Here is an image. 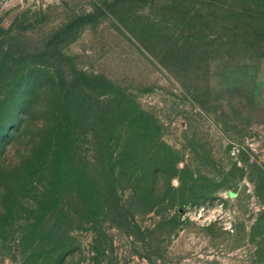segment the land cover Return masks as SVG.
<instances>
[{
    "label": "rangeland",
    "instance_id": "1",
    "mask_svg": "<svg viewBox=\"0 0 264 264\" xmlns=\"http://www.w3.org/2000/svg\"><path fill=\"white\" fill-rule=\"evenodd\" d=\"M244 1L0 0V264H264V48L246 40ZM96 7L101 16L41 55L51 34ZM60 63L124 94L134 113L109 120L121 128L114 143L152 126L177 152L174 196L148 209L141 182L118 190L131 211L123 222L78 209L72 166L99 185L125 180L120 167L91 164L98 138L83 134L95 127L87 102L74 160L52 169L37 157L61 104ZM98 98L114 110L115 94ZM154 181L152 193H165L167 172ZM47 186L58 189L56 207L41 202ZM13 192L24 209L5 220ZM28 216L39 220L22 237Z\"/></svg>",
    "mask_w": 264,
    "mask_h": 264
},
{
    "label": "trees",
    "instance_id": "2",
    "mask_svg": "<svg viewBox=\"0 0 264 264\" xmlns=\"http://www.w3.org/2000/svg\"><path fill=\"white\" fill-rule=\"evenodd\" d=\"M236 6H231L235 9ZM241 9V17L245 21L243 28L246 40L249 44L258 45L259 48H264V0H245ZM103 13L96 7L94 10L85 11L75 19L65 24L62 28L56 30L50 35L46 49L41 52L45 56L49 49L53 50L60 42L69 40L73 37L74 32L81 26L89 22L95 21ZM187 13H185L186 15ZM192 17V15L188 16ZM233 24L240 20V17H233ZM57 53L62 55L60 51ZM55 70L59 78V109L54 113L53 126L54 129L50 134L49 143L41 148L37 157L42 155L46 158V165L55 169L63 158H69L70 161L79 152L77 146V137L80 133L76 131V125L80 118L84 119L87 115L86 107L89 108V114L92 115V122L95 127L86 128L83 134L92 131L98 140L94 143L95 155L92 158V163L96 162L106 172H113L115 167H120V173L125 180L124 185L120 186L118 177H104L103 182L99 183L88 178L82 168L80 170L74 166V178H72L73 187L70 193L72 199L79 207L78 209L85 210L88 220L96 219L100 215L107 217L112 222L126 221L131 214L130 207L124 203L125 207L118 205V190H123L125 187L134 188L139 182L142 183L140 194L142 198L149 202L148 209L153 208L164 198H171L174 193H170L173 186L170 184V178L177 175L176 164L179 159L177 152L158 139V130L150 127L141 126L133 132L130 131L128 137L122 144L114 143L121 132V128L115 127L109 123L114 119L115 122H121L125 118L130 121L134 111H131L127 103H122L124 94L120 91H113L110 85L102 75L86 74L83 71H76L72 68L65 72L61 69V63L55 65ZM116 95V104L114 110L109 111L99 105L105 97ZM84 102L88 104L84 107ZM85 110V112H84ZM136 115V114H135ZM89 117V116H88ZM85 118V119H86ZM110 120V121H109ZM154 128V127H153ZM82 134V133H81ZM100 137V138H99ZM140 137L142 140L139 142ZM117 142V141H115ZM90 161L87 164L90 165ZM85 168L84 165H81ZM80 171V173H78ZM167 172L168 184L165 193L160 196H155L152 193L154 188V178L157 173ZM52 181L49 182L51 185ZM56 186H47L40 193L42 195L41 202H49L57 205V197L54 196ZM114 194V195H113ZM115 196V204L110 202V197ZM34 201H39L37 198ZM4 205L6 206V214L4 219L13 220L14 217H19L20 209H24L20 203L21 199L13 192ZM46 203V204H47ZM83 214V215H84ZM8 220V221H9ZM39 217L28 216L24 223H19V229H33L37 224ZM12 222V221H11ZM20 230L22 237H25L27 230Z\"/></svg>",
    "mask_w": 264,
    "mask_h": 264
}]
</instances>
